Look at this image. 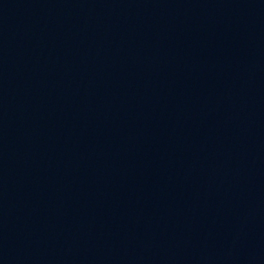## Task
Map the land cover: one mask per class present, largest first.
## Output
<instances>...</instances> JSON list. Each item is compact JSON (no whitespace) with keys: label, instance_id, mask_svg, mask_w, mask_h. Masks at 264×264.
Wrapping results in <instances>:
<instances>
[{"label":"water","instance_id":"obj_1","mask_svg":"<svg viewBox=\"0 0 264 264\" xmlns=\"http://www.w3.org/2000/svg\"><path fill=\"white\" fill-rule=\"evenodd\" d=\"M0 264H264V0H0Z\"/></svg>","mask_w":264,"mask_h":264}]
</instances>
